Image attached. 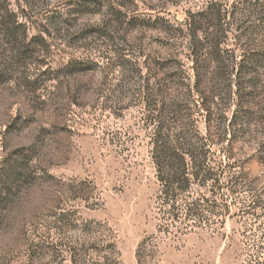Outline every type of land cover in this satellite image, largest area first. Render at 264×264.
<instances>
[{
	"label": "rangeland",
	"instance_id": "374dc122",
	"mask_svg": "<svg viewBox=\"0 0 264 264\" xmlns=\"http://www.w3.org/2000/svg\"><path fill=\"white\" fill-rule=\"evenodd\" d=\"M209 1L0 0V208L37 174L61 189L0 264H264L263 68L230 140L192 97L179 185L151 153L145 86L187 69L175 29Z\"/></svg>",
	"mask_w": 264,
	"mask_h": 264
},
{
	"label": "trees",
	"instance_id": "16d2710c",
	"mask_svg": "<svg viewBox=\"0 0 264 264\" xmlns=\"http://www.w3.org/2000/svg\"><path fill=\"white\" fill-rule=\"evenodd\" d=\"M175 31L184 40L179 45L189 66L183 69V60L172 55L170 62L162 64V70L169 71L157 90L146 85L144 91L148 108L155 101L153 95L161 101L151 153L167 185L182 182L187 172L185 157H193L197 150L191 143L192 97L199 99L206 132L213 126V132L227 140L234 136L242 105L254 99L260 85L257 73L264 69V4L261 0L209 1L200 10L189 11Z\"/></svg>",
	"mask_w": 264,
	"mask_h": 264
},
{
	"label": "clouds",
	"instance_id": "9594fccd",
	"mask_svg": "<svg viewBox=\"0 0 264 264\" xmlns=\"http://www.w3.org/2000/svg\"><path fill=\"white\" fill-rule=\"evenodd\" d=\"M60 195L56 181L40 174L19 187L0 208V256L14 253L23 246L30 225L51 212Z\"/></svg>",
	"mask_w": 264,
	"mask_h": 264
}]
</instances>
